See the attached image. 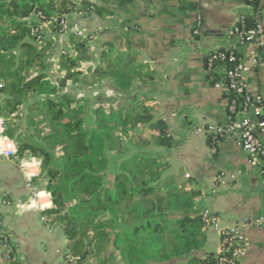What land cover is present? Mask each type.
Instances as JSON below:
<instances>
[{
	"label": "trees",
	"instance_id": "16d2710c",
	"mask_svg": "<svg viewBox=\"0 0 264 264\" xmlns=\"http://www.w3.org/2000/svg\"><path fill=\"white\" fill-rule=\"evenodd\" d=\"M244 1L258 10L260 0ZM107 5L135 9L134 0H0V91L8 96L0 106L6 121L3 136L16 142L20 156L42 161L41 174L32 181H47L53 206L44 211V219L66 235V264H84L89 257L96 264H222V255L202 252L205 224L194 213L200 194L195 181L168 174L170 164L148 152L151 146L174 145L166 122L156 119V104L138 98L125 115L108 114L102 106L92 115L80 100L58 94L69 85L103 79L126 90L152 82L153 72L140 71L136 54H123L112 43L102 46L99 65L85 71L93 58L90 43L98 34H72L71 52L64 51L59 60L60 82L54 84L47 75L53 40H46L41 24L63 32L74 13L112 17ZM257 25L256 18L245 16L237 24L241 30ZM234 52L231 61L230 51H218L225 59L214 66L224 63L234 69L242 56ZM209 77L214 85L220 81L215 73ZM29 100L36 135L17 132V113ZM208 143L217 151L212 140ZM124 145L137 152L110 175V154L121 155ZM0 241L8 249V264H18L2 228Z\"/></svg>",
	"mask_w": 264,
	"mask_h": 264
},
{
	"label": "crops",
	"instance_id": "0c3cea01",
	"mask_svg": "<svg viewBox=\"0 0 264 264\" xmlns=\"http://www.w3.org/2000/svg\"><path fill=\"white\" fill-rule=\"evenodd\" d=\"M134 6L127 12L107 5L114 15L106 19L95 14H71L63 32H51L43 26L46 40H53L47 58L48 77L56 85L63 77L59 60L64 51L71 52L72 34H98L90 43L93 58L85 71L99 65L105 43H112L123 54H136L140 71L153 72L152 82L122 90L110 79H103L90 85H69L59 96L78 99L86 109L91 102L105 100L112 110L125 113L138 98L153 101L159 109L156 119L166 122L174 145L171 149L151 146L148 152L161 155L170 164L168 174L195 181L200 193L194 199L195 214L208 209L220 218L222 227L242 232L249 247L239 264H264V174L259 165L250 162L235 138L214 143L215 151L206 133L209 126L223 125L229 116L228 97L212 83L208 59L235 45L231 32L242 17L256 18L258 23L260 5L254 11L244 0H134ZM261 20L264 23V7ZM255 50L252 46L244 56L245 80L252 96L264 99V49L252 55ZM7 99L0 91V106ZM31 104L29 100L19 108L18 133L36 134L29 120ZM0 128L4 138L6 121L2 117ZM6 145L11 148L10 142ZM123 148L121 155L110 154L112 172L137 152L127 145ZM21 157L27 159L24 167L14 158L0 159V228L15 248L18 264H66V235L59 225L51 226L44 219V211L53 206L47 181L38 179L30 185V180L40 176L42 161L30 154ZM32 187L38 189L39 201L31 207ZM203 233L206 243L202 252L220 255L219 233L207 227ZM5 249L0 241V264L8 263ZM84 264L96 263L89 257Z\"/></svg>",
	"mask_w": 264,
	"mask_h": 264
},
{
	"label": "built area",
	"instance_id": "2783aa9c",
	"mask_svg": "<svg viewBox=\"0 0 264 264\" xmlns=\"http://www.w3.org/2000/svg\"><path fill=\"white\" fill-rule=\"evenodd\" d=\"M41 27L43 28V23ZM67 29L68 24L66 22L64 30ZM231 35L234 37L235 45L227 50L230 51L231 61L236 59L234 50L241 53L242 56L238 65L234 69H228L224 63L215 67V61L223 62L225 59V55L218 54V52L210 56L207 62L209 73H215L220 77L216 87L221 88L227 96L233 95L231 99L228 97L230 115L227 122L219 126H209L206 129V133L211 137L213 143H219L227 137L235 138L238 146L248 156L250 162L259 165L264 174V99L260 96H252L248 91L245 80L246 68L244 67V56H247L246 54L252 46L256 49L252 51V55H256L259 50L264 49V23L247 30H241L236 25L232 29ZM9 142L11 143V148L6 145ZM0 144V159L3 157L14 158L20 166L24 167L27 159L18 154L15 143L9 141L6 137H0ZM30 159L34 158L30 157ZM30 185H32V180H30ZM32 192L34 193L29 205L31 207L37 206L39 201L38 189L32 187ZM200 215L205 227L214 230L220 235L222 244L220 255L223 256L221 259L222 264H239L249 247L242 232L238 228L226 229L222 227L220 218L208 209L203 210ZM262 220H264V216ZM2 244L6 248L4 256L8 261V249L4 242ZM72 264H75V262L73 261Z\"/></svg>",
	"mask_w": 264,
	"mask_h": 264
},
{
	"label": "rangeland",
	"instance_id": "374dc122",
	"mask_svg": "<svg viewBox=\"0 0 264 264\" xmlns=\"http://www.w3.org/2000/svg\"><path fill=\"white\" fill-rule=\"evenodd\" d=\"M90 104H92L91 106H90ZM89 106H90V109L89 108H87L86 109V111H89L92 115L95 113V111H96V109L99 107V106H102L104 109H105V111L106 112H108V114H114V115H116V116H121V115H125V112H123L122 110H119V111H114V110H112V105L111 104H109L108 102H105V100H99V101H97L96 100V102H91V103H89L88 104ZM116 106V105H115ZM85 108H86V106H85ZM32 130L36 133V134H38L37 133V129L32 125ZM34 134V133H33ZM36 134H34V135H36ZM112 169H113V167H112ZM111 174H113V172H112V170H111V172H110V175Z\"/></svg>",
	"mask_w": 264,
	"mask_h": 264
},
{
	"label": "water",
	"instance_id": "95a60500",
	"mask_svg": "<svg viewBox=\"0 0 264 264\" xmlns=\"http://www.w3.org/2000/svg\"><path fill=\"white\" fill-rule=\"evenodd\" d=\"M263 7H264V0H261L260 8H259L258 15H257V19H258L259 24H263V22L261 20V11H262ZM2 129H5V123H2Z\"/></svg>",
	"mask_w": 264,
	"mask_h": 264
}]
</instances>
